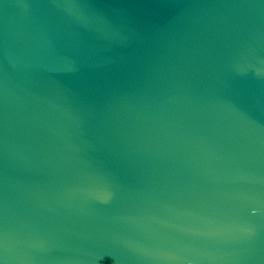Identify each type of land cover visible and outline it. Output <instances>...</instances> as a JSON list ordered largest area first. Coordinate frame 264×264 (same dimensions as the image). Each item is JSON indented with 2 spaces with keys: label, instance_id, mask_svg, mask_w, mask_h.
<instances>
[{
  "label": "water",
  "instance_id": "water-1",
  "mask_svg": "<svg viewBox=\"0 0 264 264\" xmlns=\"http://www.w3.org/2000/svg\"><path fill=\"white\" fill-rule=\"evenodd\" d=\"M0 264H264V0H0Z\"/></svg>",
  "mask_w": 264,
  "mask_h": 264
},
{
  "label": "snow or ice",
  "instance_id": "snow-or-ice-1",
  "mask_svg": "<svg viewBox=\"0 0 264 264\" xmlns=\"http://www.w3.org/2000/svg\"><path fill=\"white\" fill-rule=\"evenodd\" d=\"M5 245V240L4 237L2 235H0V249H2Z\"/></svg>",
  "mask_w": 264,
  "mask_h": 264
}]
</instances>
